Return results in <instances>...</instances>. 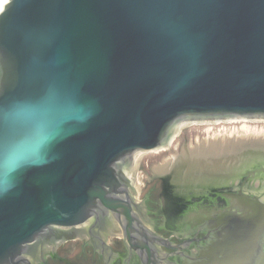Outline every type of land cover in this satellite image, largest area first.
Instances as JSON below:
<instances>
[{
  "label": "water",
  "instance_id": "95a60500",
  "mask_svg": "<svg viewBox=\"0 0 264 264\" xmlns=\"http://www.w3.org/2000/svg\"><path fill=\"white\" fill-rule=\"evenodd\" d=\"M244 118L264 119V0H10L0 264H33L39 245L94 229L118 230L137 252L175 248L138 215L135 155L168 144L182 121ZM250 156L264 152L237 164L262 161Z\"/></svg>",
  "mask_w": 264,
  "mask_h": 264
},
{
  "label": "flooded vegetation",
  "instance_id": "af4514ba",
  "mask_svg": "<svg viewBox=\"0 0 264 264\" xmlns=\"http://www.w3.org/2000/svg\"><path fill=\"white\" fill-rule=\"evenodd\" d=\"M235 137L239 136L215 138ZM243 152H225L216 159L206 156L208 161L200 162L201 168L191 162V167L168 172L172 178H162L163 189L171 197L168 186L180 188H175L177 193L169 204L159 197L156 179L141 185L139 217L155 234L170 239L175 248L150 243L144 253L137 252L118 230L94 229L88 232L90 238L39 245L38 261L33 264H63L62 252L74 242L76 249L80 247L78 256L87 264H250L252 259L260 260L254 264H264V158L250 156L262 161L239 165L235 161ZM183 174L189 182L176 183ZM210 184L218 185L203 187ZM171 213L174 223L163 230L164 217Z\"/></svg>",
  "mask_w": 264,
  "mask_h": 264
},
{
  "label": "rangeland",
  "instance_id": "374dc122",
  "mask_svg": "<svg viewBox=\"0 0 264 264\" xmlns=\"http://www.w3.org/2000/svg\"><path fill=\"white\" fill-rule=\"evenodd\" d=\"M251 120V121H249ZM264 119H244V120H234L230 121L229 123H225V120H222L219 124H213V125H207V124H195L191 125L190 127H187L182 134L173 142L170 149L160 150V151H153V152H145L142 154H139L141 156V163L136 170V178L141 183V185L146 184L147 181H153L156 179V184H159L160 190L158 191L159 197H163L166 200V204H169V200H171V197L173 194H176L178 186H168L169 189L171 188V197L169 194V191L163 189V179L162 178H169L171 180V174L170 175H162L158 173V169L164 166L167 162L174 159L175 155L178 157L184 156L185 154L190 152V149L195 148L198 144L202 143L201 141L205 139H213L216 136H231V135H237V136H243L248 135L251 133H257L258 131H264V121H260ZM246 125L247 127H243ZM199 142V143H198ZM198 143V144H197ZM197 144V145H196ZM196 145V146H195ZM193 146V147H192ZM189 148V149H188ZM197 168H201L200 162L195 165ZM131 174V169H130ZM183 176L182 181L178 182H189L188 179L184 178V175L179 176L180 178ZM161 178V179H160ZM163 180V181H162ZM173 181V180H172ZM162 183V184H161ZM165 183V182H164ZM139 186V190L136 186V198L143 197L141 188L143 186ZM177 188V189H175ZM168 189V190H169ZM188 191V190H187ZM185 191V193L187 192ZM162 198V199H163ZM185 197H181V199ZM175 199H179V197H176ZM177 202H179L177 200ZM170 217L165 216L167 223L162 225L163 230H166L170 228L174 223V214H169ZM76 242L70 244L67 249H65L62 252V255L64 256V259L66 260L63 264H87L88 262H82L80 257L78 256L80 247L77 249ZM260 260L254 261V259L251 260L250 264L258 263ZM237 264H240L239 262Z\"/></svg>",
  "mask_w": 264,
  "mask_h": 264
},
{
  "label": "bare ground",
  "instance_id": "6f19581e",
  "mask_svg": "<svg viewBox=\"0 0 264 264\" xmlns=\"http://www.w3.org/2000/svg\"><path fill=\"white\" fill-rule=\"evenodd\" d=\"M9 1L10 0H0V13L4 10L5 6L7 5ZM244 119H210V120H205V121H202V120L182 121L177 125L173 135L171 136L169 143L155 151H160V150L162 151L165 149H170L173 142L182 134V132L187 127H190L191 125H195V124L213 125V124L221 123L222 120H225V123H229L230 121L244 120ZM260 121H264V120H260ZM243 127H247V126L244 125ZM201 142L202 143L200 144H198L199 143L198 142L197 143L198 145L197 146L195 145L196 147L190 149V152L185 154L184 156L178 157L177 155H175L174 159L170 160L164 166H162L161 168L157 170L158 173L163 174L166 172V175H167L168 172H171V173L172 171L175 172V170H178V168L180 167L182 168H184V166L191 167V162H194V164H198L199 162L206 160L208 158L206 156H209V158L216 159L219 156H222L223 154H225V152H237V151L245 152L246 150H249V149L253 150L256 148L264 149V131H258L257 133H251L248 135H243L241 137L239 136V137H235L232 139H226V138L211 139L210 138V139H205ZM142 153L145 154V152H140L135 155L132 161V164L130 166L132 184L136 186L138 190L140 189L139 186L141 185V183L136 178V170L138 169L141 163V158H142L141 156L143 155ZM243 153L239 156V158L243 156ZM139 154H142V155L139 156ZM235 162H237V160ZM258 184L260 183H257V185ZM136 187L134 188L136 189Z\"/></svg>",
  "mask_w": 264,
  "mask_h": 264
}]
</instances>
